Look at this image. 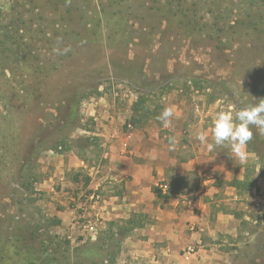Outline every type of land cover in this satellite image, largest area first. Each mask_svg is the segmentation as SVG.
<instances>
[{"label":"rangeland","instance_id":"374dc122","mask_svg":"<svg viewBox=\"0 0 264 264\" xmlns=\"http://www.w3.org/2000/svg\"><path fill=\"white\" fill-rule=\"evenodd\" d=\"M260 99L264 0H0V264H101L119 254L123 219L99 241L84 230L102 224L87 216L104 199L91 189L105 171L92 163L95 130L134 131L137 146L140 129L157 127L168 151L177 143L188 157L199 126L211 141L217 112L234 118ZM165 108L168 128L157 119ZM252 131L248 150L262 157L264 135ZM65 153L58 178L53 161ZM79 157L86 169L73 166ZM256 163L248 159L250 174ZM257 239L248 264H264V225Z\"/></svg>","mask_w":264,"mask_h":264},{"label":"crops","instance_id":"0c3cea01","mask_svg":"<svg viewBox=\"0 0 264 264\" xmlns=\"http://www.w3.org/2000/svg\"><path fill=\"white\" fill-rule=\"evenodd\" d=\"M110 125L93 133L99 143L92 163L105 171L91 189L104 199L87 216L102 219L97 241L111 220L123 219L128 229L119 254L104 256L101 264H248L246 248L258 240L264 225V156L256 157L247 145L248 159L258 161L250 174L246 164L228 156L230 150L210 152L209 140L200 141L198 155L193 151L180 157L179 145L172 144L174 153L168 151L157 127L154 134L140 129L136 146V132ZM206 127L198 130L207 132ZM189 144L194 148L192 143L183 146ZM64 156L53 161L58 178ZM88 165V159L79 157L73 166Z\"/></svg>","mask_w":264,"mask_h":264},{"label":"clouds","instance_id":"9594fccd","mask_svg":"<svg viewBox=\"0 0 264 264\" xmlns=\"http://www.w3.org/2000/svg\"><path fill=\"white\" fill-rule=\"evenodd\" d=\"M242 83V82H241ZM241 84L238 95H242ZM173 112L171 108H165L157 117L163 127L168 128L172 123ZM256 129L259 134L264 135V99L258 100L255 104H247L238 110L233 118L229 112H217L215 120L211 126V142L207 143L208 150L227 146L232 160L236 159L241 165L247 163V145L252 140L253 131ZM197 139L202 142L207 141L205 133L197 134Z\"/></svg>","mask_w":264,"mask_h":264},{"label":"built area","instance_id":"2783aa9c","mask_svg":"<svg viewBox=\"0 0 264 264\" xmlns=\"http://www.w3.org/2000/svg\"><path fill=\"white\" fill-rule=\"evenodd\" d=\"M162 189L166 190V186H162ZM85 198L91 204H92L93 201L94 202H96V201L98 202L99 199H100V197L97 194H95V193L94 194L91 193V195H88ZM95 221L97 222V219H95ZM95 228H96V223H94V222H89V223H87L84 226V230H85V232H87V236H89L90 239H94V237H95V233H96ZM188 252H191V250H189Z\"/></svg>","mask_w":264,"mask_h":264}]
</instances>
